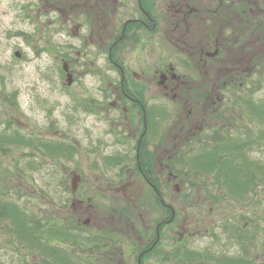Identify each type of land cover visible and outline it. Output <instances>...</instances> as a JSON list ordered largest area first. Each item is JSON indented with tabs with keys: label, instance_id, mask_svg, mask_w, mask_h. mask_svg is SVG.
I'll return each mask as SVG.
<instances>
[{
	"label": "rangeland",
	"instance_id": "1",
	"mask_svg": "<svg viewBox=\"0 0 264 264\" xmlns=\"http://www.w3.org/2000/svg\"><path fill=\"white\" fill-rule=\"evenodd\" d=\"M42 1L44 4L47 3V0ZM121 1L128 6L123 8L125 15L123 18H126L131 14L129 11L135 2ZM168 1L158 2L162 11ZM182 2L196 11L185 16V19L192 20V25L187 28L188 31L183 30L184 32H177L173 36L167 32L166 35L184 37L182 39L185 41L182 40V43L176 46L181 51L180 55H186L187 61L200 70V74L187 75L179 63L184 57L178 54L179 58L175 61L176 57L169 56L162 47L161 54L158 51L154 54L147 51L148 54H140L141 50L133 49L125 42L126 45L116 57L127 77L131 70L140 73L142 66L147 76L151 78L146 86L144 98L148 106L153 102H157L156 105L159 106L161 101V111L150 115L149 118L151 123L154 122V118H161V133L164 132L166 136L161 140V150L153 153L161 155L159 159L161 174L165 180V184L161 185V192L164 201L177 216L171 224L167 219L165 227L161 229V250L165 251L169 258L172 251L178 247L233 254L237 247L229 243L221 231V226L229 222L246 225L249 236L253 237L255 232L259 234L256 245L250 248V253L260 263L264 261V188H257L255 193H249L244 199L226 196L223 193L220 197L212 199L206 194H216L217 190L212 187L210 180L202 177L195 179L188 172V167L181 170V165L175 162L180 158H185L188 162L190 156L199 150L197 143L193 144V151L184 148L182 145L185 137L193 134L198 141L206 138L210 145L214 140H218L214 137L217 132L222 138L227 135V130L234 136H239L240 133L244 139L247 131L249 138L255 140L257 136L258 140L246 152L256 160H264V139L260 136L262 126L256 123L257 119L249 116L244 107L222 112L226 111L224 106L228 98L224 96L228 95V92L230 97L247 91L250 95L251 92H255L257 100L264 99V81L258 78L264 75L263 63L261 64L264 59V29L261 30L264 0L249 1V5L254 7L259 5L263 8L259 12V18L256 17L258 12L255 10L248 12L247 9L245 15H241L240 11L228 5L226 0ZM236 3V0H233V4ZM37 6L36 0H0V130L6 129V122H10L11 129L16 128L23 134L45 142H63L73 147L75 152L72 159L67 161L51 158L28 148H13L3 158L2 163L6 165L1 170L2 177L8 185L3 199L12 201L29 215L31 213L40 217L47 215L56 219L67 216L76 218L77 213L74 210L79 208L75 205L74 210L72 209L70 203L72 196L69 190L63 187L69 185L73 175L78 174L81 178L85 177V184L81 182L84 184L82 187L85 193L95 196L90 202L83 198L84 203L81 205L83 210L80 209L83 212V216H80L82 223L92 228V231L98 229V219L92 210H87L88 205H95L98 209L105 208L104 212H116L117 217L114 219L118 228L123 231L128 229L127 235L134 239V245L137 244V252L141 240L138 242L136 235H142L140 239L143 240L149 238L157 217L161 215V219L166 220L165 210L157 205L147 185L131 170L122 171L119 177V167L110 164L107 165L108 168L104 165L102 161L105 157L113 153L124 154L112 131V128L118 130L119 125L116 122L123 115H120L118 110H112L110 103L114 100L112 96L106 99L108 103L103 104V107L95 105L90 100L98 95L99 84L103 88L107 84L116 86L120 76L108 67L103 56L93 58L77 55V51L83 52L82 38L89 32V29L79 30L77 36L70 32V28H74L80 19L75 20V24L65 27L62 26V21L67 13H52L47 10L48 8ZM120 11L118 10L116 14L118 17L122 16ZM112 13L110 12L108 18L110 21L105 19L99 26L95 25L96 34L109 35L110 25L112 27L118 25V17L114 19ZM102 14L104 15V12L101 10ZM222 20L227 22L222 23ZM103 23H106L107 29ZM206 43L211 46L206 47ZM196 47L200 48L203 55L198 53ZM16 51L19 56H14ZM62 58L76 73L79 72L78 80H74L69 89L62 88V85L67 86L61 69ZM163 59L172 64L174 72L179 77L184 76L186 80L190 79L202 87L210 84L212 89L205 87L201 91L180 92L181 88L177 87L175 92L169 90L164 92L162 90L164 81L160 84L159 76L153 77L154 70ZM192 60H195V64ZM99 72L104 79L97 76ZM226 78L230 80H225ZM233 79L237 82H248L237 91L232 90L230 86ZM114 88L111 86V89L116 91ZM193 101H199L201 104L196 107ZM95 106L97 110H94ZM213 106H216L219 115L217 120L206 118L212 112ZM154 111L156 110H150ZM154 127L152 124L151 128ZM178 133H182L181 136ZM29 162H34L35 167L39 169L29 168ZM168 163L174 166L173 170L178 171L177 174L173 173L177 179L168 177L167 170L162 171L163 167L166 169L165 165ZM204 180L208 181L209 190L206 187L202 188L204 186L199 189L193 186L195 182L202 183ZM74 192L75 198H82L84 195L78 189ZM95 211L98 213L97 209ZM4 224L5 222L0 224V264H21V256H25V263L36 264L38 257L28 255L25 245L4 231ZM133 243L126 241L125 237L123 241H119V248L130 253L128 264H135L134 245L126 247ZM54 244L58 242L55 241ZM81 249L83 248L80 246L78 248L68 246V250L74 254H80Z\"/></svg>",
	"mask_w": 264,
	"mask_h": 264
},
{
	"label": "flooded vegetation",
	"instance_id": "2",
	"mask_svg": "<svg viewBox=\"0 0 264 264\" xmlns=\"http://www.w3.org/2000/svg\"><path fill=\"white\" fill-rule=\"evenodd\" d=\"M159 1L161 3V0H134L135 5L132 6L129 11L131 14L127 15L126 18H123L125 16L123 14V8H126L128 6L124 4V2L121 0H47V3L45 2V4L42 0H36V3L39 7L48 8L47 10L51 11L52 13H67L65 19L62 21V26H71L75 24V20L80 19V21L78 20V22L75 24L74 28H70V32L75 36H77L79 30L84 31L85 29H89V32L86 36L82 38L83 52L77 51V55H83L93 58L103 56V58L108 63V67H110V69L112 70H115V72L119 74L120 77L116 86H114V84H107L106 87L103 88L102 85L99 84L97 90L98 95L94 99L90 98V100L94 102L95 105L103 107V104L105 105L108 103L106 99H108L109 96L114 97V100L110 102L112 105V110H118L120 111V115H123V117H119L118 121L116 122L117 125H119L118 130L112 128V131L114 134V138H116L118 143L122 146L124 154L120 155V153H113V155H110L109 157L122 160L118 164L113 163L114 167H119L118 173L122 174V171L128 172L131 170L133 174L139 176V178L144 182V184L147 185L149 191L151 192L152 198L155 200L157 199L159 205H161L162 202L164 206H167L169 208L170 206H168L164 201L163 194L161 192V185L165 184V180L163 179L161 174V162L159 161V159H161V155L158 153H153L155 151L161 150V140L166 135L164 134V132L161 133V118H154L153 123H151V120L149 118L150 115H154L158 111H161V101H159V106L156 105L157 102H153L152 105L149 104L148 106L147 102L144 100L145 89L147 84L150 82L151 78L147 76V73H145V69H143L142 66L140 73L131 70L129 72V77H127L124 74V70L121 64H118V61L116 59V57L121 53L123 47L126 45L124 43L128 42V44L131 45L133 49L138 48V50H141L139 52L140 54H154V52L156 51L161 54L162 47L163 50L167 51L169 56L172 55L176 57L175 61L178 60V54L180 55L181 51L177 48L176 45L179 46V44L182 43L181 41L184 39V37L180 36L175 38L172 36L173 34L183 30L188 31L187 28L191 27L192 20L185 19V16L187 15V13L193 14L195 10L193 7L190 8L188 4H183L182 0H169V3L165 4L163 7L164 11H162L161 4L158 3ZM228 1V5L240 11L241 15L243 16L245 15V12H247L246 10L248 9V12L254 10L258 12L256 17L259 18V12H261L263 9L259 5L258 7L249 5L250 0H236V5L233 4V0ZM54 2H57L59 4H53ZM59 6H61L62 8H56ZM101 10L104 12V15H101ZM118 10H121L120 13H122V16L120 17L116 15ZM110 12H113L112 14L114 16V19L116 18V16L118 17V25H115L113 27L110 25L111 32L109 33V35L102 36L100 34H96L94 32L95 25L99 26L102 20H109L108 18L111 15ZM76 13L82 14H80V16L73 15ZM240 19L242 20V18ZM103 24H105L104 27L105 29H107L106 23ZM167 32L169 35L171 34L172 36H167ZM149 34L151 35L148 36ZM184 41L185 40H183V42ZM205 46L209 48L211 45L206 43ZM87 48L89 50H87ZM88 51L92 52L90 53ZM146 51L148 53H146ZM177 51H180V53H177ZM183 51L186 52V50ZM198 53L200 55H203L200 49ZM146 56L148 57L149 55ZM180 56H183L186 61L188 60V57L186 55L182 54ZM195 60H192L193 63ZM64 66L66 69H64ZM62 68V73L66 78L67 85L66 87H63L62 85V88L69 89V85L74 80H78L77 76L79 75V72L76 73V71L71 68L70 64L64 61L63 58ZM174 70L175 69L172 64L170 62H166L163 59V62L154 70L155 73L153 72V77H156L157 75L159 76L160 84L161 81H164V83H162V90L164 92H166L167 90H169L170 92H175V88L177 87L181 88L180 92H196L203 90L205 87L207 89L209 88L210 90L212 89V86L210 84H208V86L202 87L200 85H196L194 82H191L190 79L186 80L184 76L179 77L174 72ZM67 74L71 76L70 84H67ZM100 75L101 73L99 72V75L97 76L100 79H104V76ZM239 85L241 87L240 83ZM111 86L113 88L115 87L114 89H116V91L112 90ZM95 108L96 109L94 110H97V106H95ZM150 110L156 111L150 112ZM212 112L206 118L210 117V120H213L214 118L211 115ZM152 124L155 125L153 129L151 128ZM180 131H182V129H180ZM178 134L181 136L182 133ZM188 137H193V134L189 135ZM188 137L184 138L185 141L182 146H184V148H187V150H190L188 144L192 141L190 140L191 138ZM189 140L191 142L187 144ZM192 144L194 143L192 142ZM164 150H166V148H164ZM171 150H173V148ZM125 153H129V155ZM139 156L142 158L141 164L138 160ZM150 157L152 159V165L148 164V159H150ZM102 162L105 163L104 160ZM104 165L107 166L110 165V163H105ZM107 167L109 168V166ZM173 167V165L166 164V169H164L163 167L162 171L167 170L168 177L177 179V176L173 175ZM81 173L83 174V172ZM79 178L80 179L78 181V187L76 189H78L84 194L82 198H75V196L73 197L75 192H72L70 187H67L69 185H65L64 187L65 189L69 190V193L72 196V198L70 199L72 209L74 210L75 205L79 208L76 211L74 210V212L77 213L76 220L79 224H81L82 227L89 228L88 230L99 239L100 243L98 244L99 246L97 247V249L90 251L86 250V248H83L81 249L82 252H80V254L78 255H80L83 259H86L87 256L93 257V260L95 259V264H128V258L130 257V253L119 248V241H123L125 237L126 241H131L133 243L134 239L127 235V228L126 231H123L121 228H118L117 222H115L114 219L115 217H117L116 212H104L105 208L98 209L95 208V205H88L89 207L87 208V210H92L98 219V229L92 231V228L86 226L85 223H82L80 216H83V212L80 209L82 208L83 210V207L81 206L84 203L83 198L86 200V202H90L92 199H94L95 196H92L91 193H85V189L84 187H82V185L85 184V177L81 178V176L79 175ZM81 182H83L84 184ZM96 209L98 213L95 211ZM114 210L117 211L116 208ZM174 215L175 213L173 211V218ZM161 222L166 223L167 220L161 219L160 215V217H157V220H155L154 222V230L149 238L143 240L140 239L142 235H136V240L138 242L141 240L138 244L139 249H137V252V244L134 245L133 243L130 245H126V247H132L134 245V263L196 264V262H180L179 260L174 259H171L172 261L165 260L166 253L165 251L161 250ZM169 224H171V222ZM169 224L167 223V225ZM143 228L147 230L145 225H143ZM81 229L84 235L89 234L85 232L84 228ZM222 234L224 233L222 232ZM190 235L191 234H188V236ZM180 240L181 237L178 241L180 242ZM193 251L199 252L201 253V255L205 253L200 250L193 249ZM85 252L87 254H85ZM68 253L69 255H74V253L71 251H69ZM79 263L85 264L86 261L83 260ZM89 264L91 263L89 262Z\"/></svg>",
	"mask_w": 264,
	"mask_h": 264
},
{
	"label": "trees",
	"instance_id": "3",
	"mask_svg": "<svg viewBox=\"0 0 264 264\" xmlns=\"http://www.w3.org/2000/svg\"><path fill=\"white\" fill-rule=\"evenodd\" d=\"M224 1L225 0H223V2ZM223 22H227V20H222V23ZM262 23L261 30L264 29V19H262ZM199 49L200 48H197L198 52ZM189 62L190 61L186 62V59L179 61L181 68L186 71L187 75L190 73L199 74L200 70L198 71V69ZM261 64L263 71L264 59L261 61ZM258 78L264 81V75H260ZM227 79L230 80L229 78L225 80ZM247 82L248 81L237 82L233 80L229 83L232 90L240 91ZM254 93L255 92H251L250 95L247 91L246 93H241V95H231L230 97V92H228V95L224 96L228 98L224 106L226 111L222 112H229L230 109L244 107L248 115L252 116L255 120L257 119L256 123L258 122L260 126H262L260 136L264 139V99L257 100ZM193 102L196 107L201 104L199 101ZM212 111L211 115L213 118H219L216 112V106H213ZM6 123L8 129L0 130V224L5 222L4 231L10 236L13 235L17 241L25 245L26 250H28V255H36L38 257L36 264H80L79 262L83 260L86 261L85 264H89V262L95 264V259L93 260V257L87 256L86 259H83L78 254L69 255L68 253L70 251L68 250V246L76 248L80 246L91 251L97 249L100 243L99 239L95 237L93 233L83 234L81 228H84L85 232H90L88 230L89 228L82 227L76 220L77 217L67 216L63 219H56L55 217L47 215L43 217L32 213L29 215L12 201H5L3 199L5 192L8 190V185L2 177L3 173L1 170L6 167V165L2 163L4 162L3 158L10 153L13 148H28L34 152H41L42 155L46 154L51 158L64 159L67 161L72 159L75 149L63 142H45V140L33 138L30 135L23 134L16 128L11 129L10 122ZM214 133H216V131H214ZM248 133L249 131H247L246 139H244L240 136V133L239 136H234L231 135L228 130L227 135L221 138L217 132L214 137H217L218 140H214L210 145L206 138L203 140L199 139L198 141L196 138L188 137L191 138L190 140L193 143H197L199 146L198 152L190 156L188 162L185 161V158L177 159L176 162H174L175 164L181 165V170L188 167V172L195 179L197 178L198 180L199 177H202L203 179L206 178L210 180L209 182L217 192L216 194H206V196L213 199V197H220L223 193L226 196L244 199V197L249 196V193H255L257 188H264V160H256L250 157L249 153L246 152V150L254 145L253 143L258 139L257 136L255 140L251 139V137L249 138ZM190 140L187 144L191 142ZM192 142L188 145L190 150L193 151ZM103 160L108 164H118L122 161L120 159L110 158L109 156L105 157ZM138 160L141 164L142 158L140 156ZM148 164L152 165L151 157L148 159ZM168 165L170 164L168 163ZM28 167L37 169L34 162H29ZM177 172L178 171L173 170V173L177 174ZM118 175L119 177L121 176V174ZM208 184V181L204 180L202 183L198 181L197 183L195 182L193 186L197 189L204 186L202 188L206 187L209 190L210 187H207ZM63 188L65 189V187ZM157 201L156 199V202ZM159 206L165 210L166 220L168 219L170 222L176 220V214L174 218L172 217L174 210L171 207L168 208L164 206L162 202ZM163 227H165V222H161V229ZM246 228L244 224L235 225L229 222L221 226V231L226 236V240L237 247V251L233 254H220L219 252L207 250L201 255L199 252L187 248L183 249L184 247H178L172 251L170 258L166 255L165 260L174 259L180 262H196V264H264V261L258 263L252 253H250V248L256 245L259 234L255 232L253 237L249 236L247 235ZM55 241L56 243L58 242V244H54ZM66 245L68 246L65 247ZM24 257L25 256H21V264H28L25 263Z\"/></svg>",
	"mask_w": 264,
	"mask_h": 264
},
{
	"label": "water",
	"instance_id": "4",
	"mask_svg": "<svg viewBox=\"0 0 264 264\" xmlns=\"http://www.w3.org/2000/svg\"><path fill=\"white\" fill-rule=\"evenodd\" d=\"M16 56H18V54H16ZM64 69H66L65 66H64ZM70 83H71V76L67 74V84H70ZM78 180H79L78 176H74L73 179L71 180L72 191L76 189Z\"/></svg>",
	"mask_w": 264,
	"mask_h": 264
}]
</instances>
